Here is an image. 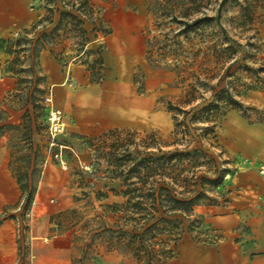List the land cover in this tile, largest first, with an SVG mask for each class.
Segmentation results:
<instances>
[{"label":"rangeland","instance_id":"obj_1","mask_svg":"<svg viewBox=\"0 0 264 264\" xmlns=\"http://www.w3.org/2000/svg\"><path fill=\"white\" fill-rule=\"evenodd\" d=\"M45 2L46 0L29 2L28 7L32 16L38 17L34 19L33 24L46 16L43 9ZM200 2L202 7L198 16L215 17L219 14V22L199 27L188 35L187 40L181 38L184 45L187 48L191 46L198 48L203 46L200 40L204 39L205 46L217 44L235 49L237 64L234 70H238L239 78L235 86L239 92L238 101L241 103L237 113L249 121L263 120V108L252 100V96L255 92H264V0H200ZM89 5L92 8V12L89 13L90 19L96 22L95 24L84 22L83 28L88 38L85 54L80 58H73L75 39L73 34H69L68 38L62 39V43L50 47L55 59L66 72L70 71L72 65L81 64L87 70L89 67L92 68L95 77L100 75L103 77L104 70L107 71L111 67L104 56L109 50V41L114 30L118 33L121 29L132 27L127 36L134 44L135 57L127 63L128 74L132 75V80L135 78L137 81L134 86L138 95L146 93V81L153 77L152 89L161 92V96L154 105L157 119L152 121L149 117L144 122L119 127L116 130L135 132V144H139L144 135L151 132L167 141L172 131V121L168 113L169 123L165 128L166 107L168 103L176 102L181 91L176 88L173 73L167 70H154L144 59L143 31L148 26L153 31L151 36L156 35L157 19L152 14H147L146 0H89ZM51 7L52 13L48 17L52 23L45 24L44 28L39 26L34 31L31 30L32 26L27 27L26 30L32 31L27 36L28 39L35 40L42 32H48L56 25L61 7L59 0L51 3ZM168 20L165 18L163 21ZM170 28L172 31L167 26L162 29L166 33L174 34L178 32L180 25L173 24ZM22 31H16L7 41H14L22 35ZM7 41L0 39V73L13 75L16 71L18 74L14 75L17 77L16 88L4 96L2 103L20 117L18 122L8 123L9 113L0 111V147L9 151L7 169L10 175L12 178L20 177L22 183H27L28 189H35L33 200L36 192L43 190V198L52 208L49 218L52 231L58 235L72 234L75 264H103L102 260L110 253L114 254L112 260L114 262L118 260V264L120 261L123 264H136L131 255L120 251L108 253L100 239L92 241L91 236H88V232L98 228L101 222L113 221L104 206L122 201L119 196H115L122 188L121 182L110 179V175L105 173L104 153L108 150L99 147V137L110 130L98 136L87 137L74 133L70 123L65 119L66 133L58 139L65 147L63 157L66 169L61 168L59 162L53 158V150L47 145L46 118L48 110L55 108L51 86L44 83L40 65L30 71L32 61L27 58V53L17 52L18 47L10 46ZM40 53L39 58L42 56ZM99 57L103 58L102 64L98 63ZM247 84H253L254 88L247 90L245 87ZM226 115L227 113L221 118L217 129L220 147L214 150L216 154L214 155L218 167L221 170L226 169L229 174H226L222 186L210 193L217 198L218 205L229 200L233 189L232 175L236 170L233 166L234 156L223 140V122ZM125 134L124 132L122 135ZM82 192L86 194L83 195ZM96 192H101L106 198L97 200ZM25 199L26 196L22 195L23 206L26 204ZM195 212L203 216V225L192 233H184L178 243L177 255L186 247L207 244L213 246L221 238L207 225V216L202 213L203 211L196 209Z\"/></svg>","mask_w":264,"mask_h":264},{"label":"trees","instance_id":"obj_2","mask_svg":"<svg viewBox=\"0 0 264 264\" xmlns=\"http://www.w3.org/2000/svg\"><path fill=\"white\" fill-rule=\"evenodd\" d=\"M54 2L46 0L43 7L46 16L39 18L31 30L52 23L48 16ZM59 3V19L50 31L32 40L27 37L32 31L24 29L20 37L7 41L18 47L17 52L27 53L32 61L30 71L39 65L42 50L52 53L50 47L62 43L69 34L75 39L73 58L86 52L84 22H96L90 19L89 0H59ZM201 7L200 0H146L147 14L157 19V34L151 36L153 31L148 26L143 31L145 61L154 70L173 73L176 88L181 91L176 102L166 107L172 121L168 140L151 132L135 144V132L116 129L98 139L99 147L108 150L104 153L105 173L121 182L122 188L115 196L122 201L104 206L113 221L101 222L88 236L92 241L100 239L108 253L120 251L131 255L136 264H166L175 258L184 233H192L203 225V216L195 212L196 208L218 205L217 198L210 193L222 186L229 174L218 167L214 150L220 147L217 129L221 118L241 107L235 86L239 79L238 70H234L236 50L217 44L205 46L204 39L200 40L203 46L198 48L184 45L181 38L187 40L199 27L219 22V14L198 16ZM165 18L168 22L163 21ZM173 24L180 25L178 32L163 31V27L170 30ZM98 63H103L101 57ZM88 71L90 82L99 83L102 75L95 77L90 67ZM245 87L254 88L253 84ZM16 181L26 196V210L35 189H28L20 177ZM105 198L96 192L97 200Z\"/></svg>","mask_w":264,"mask_h":264},{"label":"crops","instance_id":"obj_3","mask_svg":"<svg viewBox=\"0 0 264 264\" xmlns=\"http://www.w3.org/2000/svg\"><path fill=\"white\" fill-rule=\"evenodd\" d=\"M30 1L0 0V39L7 41L16 31L32 26L38 17L32 16ZM131 29L114 30L104 56L111 67L104 70L99 83L90 82L84 65H72L66 72L53 53L41 51L39 65L44 83L51 86L53 106L62 112L74 133L94 137L149 117L157 119L154 105L161 92L153 91L154 78L146 81V93L138 95L128 74L127 63L135 57L134 44L127 36ZM16 86L17 77L0 73V111L9 113L7 122L12 124L20 117L2 100ZM252 100L264 111V92H255ZM223 140L234 156L232 196L221 205L196 208L203 211L207 225L221 238L213 246L186 247L169 264H264V178L259 174L264 165V119L253 122L237 110L227 112ZM8 161L9 151L0 147V264H75L72 234L52 231V208L43 198V190L37 191L24 209L22 192L7 169ZM112 255L104 257L102 263L118 264Z\"/></svg>","mask_w":264,"mask_h":264},{"label":"built area","instance_id":"obj_4","mask_svg":"<svg viewBox=\"0 0 264 264\" xmlns=\"http://www.w3.org/2000/svg\"><path fill=\"white\" fill-rule=\"evenodd\" d=\"M66 133V124L63 114L60 110L50 108L46 118V134L47 145L50 150H53V158L59 162L61 168L66 169L63 150L65 147L58 142L60 137ZM259 174L264 178V165L259 168ZM264 206V200H263ZM29 216L28 214L26 215Z\"/></svg>","mask_w":264,"mask_h":264}]
</instances>
